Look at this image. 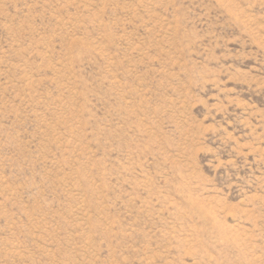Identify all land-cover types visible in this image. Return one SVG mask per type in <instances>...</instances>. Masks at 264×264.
<instances>
[{"label": "rangeland", "instance_id": "obj_1", "mask_svg": "<svg viewBox=\"0 0 264 264\" xmlns=\"http://www.w3.org/2000/svg\"><path fill=\"white\" fill-rule=\"evenodd\" d=\"M0 264H264V0H0Z\"/></svg>", "mask_w": 264, "mask_h": 264}]
</instances>
